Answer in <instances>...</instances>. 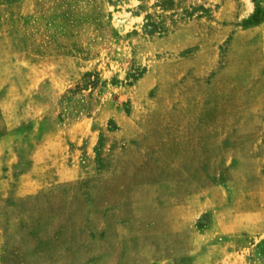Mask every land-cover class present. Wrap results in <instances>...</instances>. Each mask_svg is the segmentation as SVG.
<instances>
[{
  "label": "rangeland",
  "instance_id": "374dc122",
  "mask_svg": "<svg viewBox=\"0 0 264 264\" xmlns=\"http://www.w3.org/2000/svg\"><path fill=\"white\" fill-rule=\"evenodd\" d=\"M0 264H264V0H0Z\"/></svg>",
  "mask_w": 264,
  "mask_h": 264
},
{
  "label": "trees",
  "instance_id": "16d2710c",
  "mask_svg": "<svg viewBox=\"0 0 264 264\" xmlns=\"http://www.w3.org/2000/svg\"><path fill=\"white\" fill-rule=\"evenodd\" d=\"M260 20L258 18H255L254 23H258Z\"/></svg>",
  "mask_w": 264,
  "mask_h": 264
}]
</instances>
